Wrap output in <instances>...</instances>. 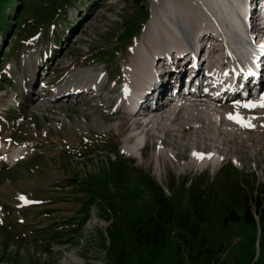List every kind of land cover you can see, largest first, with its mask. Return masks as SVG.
<instances>
[{"label": "rangeland", "instance_id": "obj_1", "mask_svg": "<svg viewBox=\"0 0 264 264\" xmlns=\"http://www.w3.org/2000/svg\"><path fill=\"white\" fill-rule=\"evenodd\" d=\"M220 2L222 7L226 5L224 0ZM165 3L0 0V25L8 16L19 24L12 25L4 43L0 30L4 58L0 61V154L6 157L19 148L20 157H24L15 162L12 159L17 156L11 158L10 153L9 165L0 161V264H112L122 248L126 253L123 264H137L136 257L127 252L131 226L154 215L155 200L160 195L175 205L177 216L172 226L175 234L168 237L153 264H189L188 244L178 254L176 240L184 225L191 222L180 221L193 208L184 188L187 182L191 184L189 189L198 186L202 196L210 195L205 203L211 217L201 225V236H197L206 238L210 254L221 264H264V246L260 243L263 224L254 213L255 201L264 204V146L242 143L239 135L224 137L217 146L220 156L215 157L229 162L223 169L216 166L202 172L198 168L201 159L193 154L216 151H212L216 142L189 126L185 133L177 129L164 137L183 153L179 160L168 146L162 148L169 161L162 158L159 141L149 138L143 150L134 157L128 155L131 148L126 142L132 123L115 117V107H110L113 92L119 90L115 81L124 83V68L129 67L130 60L137 59V65L144 62L138 47L151 52L157 49L150 46L157 44L158 37L165 39L163 26L170 17L162 8ZM174 4L184 16L185 28L193 27L194 22L197 26L208 23L197 1L175 0ZM186 6L190 10L198 8L193 11V22L188 21ZM146 10L150 19L144 18ZM176 18L177 23L181 21L179 15ZM20 26V38L14 39ZM172 27L175 29V25ZM85 71L97 72L103 81L109 75L101 96L100 91L85 97L84 91L71 93L70 98L64 93L60 98L55 95L71 85V78L72 85L80 90L84 78L79 76L76 85L74 78L77 72ZM32 73L39 82L35 92L40 88L45 92L41 102L31 88L18 85ZM44 81L47 86L41 84ZM30 97L34 99L31 104L25 101ZM164 131L158 134L162 138ZM183 145L191 147L187 156ZM245 197L251 200L250 214L256 224L248 223L243 211L236 208L241 219L224 225L227 201Z\"/></svg>", "mask_w": 264, "mask_h": 264}, {"label": "bare ground", "instance_id": "obj_2", "mask_svg": "<svg viewBox=\"0 0 264 264\" xmlns=\"http://www.w3.org/2000/svg\"><path fill=\"white\" fill-rule=\"evenodd\" d=\"M170 1L171 0H166V3L162 7V8H166V12L170 15L169 18L165 19V22H167L169 25L168 26L167 23H164L163 29L165 30V32H170L169 35L173 39H176L175 35L180 34L183 31V33L188 38H192V39L194 38L197 42H200V43L202 41L203 36H205V39H206L210 35H212V38L214 40L211 39L210 41L217 40L219 42H217V44L214 42H210V41L208 42L207 47L209 48V50L208 51L206 50L208 54H206L207 58L205 59V67L203 70L207 69L208 75L210 73H213L215 64L217 62H220L222 65L221 72L223 71L225 72L229 65L232 66L234 70H236L237 64L233 62H236L238 58H235V57L231 58L232 54L226 50V44L228 48L236 50L238 49V46L240 45V43H243L245 41V33L246 35L250 34L251 31L248 28L243 27V23H242L241 18L239 17V14H242V16L245 18L244 21L246 22V19H248V17L250 16L248 7L249 5L252 7V4H254L255 1L257 0H251L249 4L247 0H224L226 2V5L224 7H220L215 0L211 1L212 2L211 4H209L210 0L209 1L208 0H195L197 1L199 8L204 11L203 13L206 15V17L202 15V13L200 12L201 11L200 9H199V13L204 17L205 20H208V23L206 25L197 26L196 22H194V24L188 22V24L191 26L193 24V27L189 26L186 28L184 26L183 17L180 14L179 10L176 9L177 6L174 4L175 0H173L172 3ZM171 4L172 5L174 4L175 6L174 5L171 6V9L174 8V10L170 11ZM187 6H189L188 3H187ZM187 6L184 8V9H187L186 16L189 18L188 21L191 20V22H193L194 21L193 19L196 18V16H194V14L196 13H193V11L196 10L197 12L198 8L197 9L195 8L194 10H190L189 7ZM261 8L262 7H260V9ZM260 9L257 10L256 7L253 8L251 26L255 32L262 33V35H264V26H260V24L257 23V20L259 21L264 20V18L261 17L262 12ZM176 11L181 16V27L178 26L177 21H176L177 19ZM172 25H175V29H172L173 28ZM153 30L155 32V29ZM203 31H205V35L201 37V34ZM257 36H260V34L259 35L257 34ZM158 38L161 39L160 37ZM155 41H156V38H155ZM252 42H253V39H251L250 42L246 46L239 48L237 52L240 57H243L245 59V64L242 66V70L243 71L246 69L250 70V75L248 76L249 78H255L258 72V69H264V63L259 58L260 56L259 54L263 52L262 51L256 52L252 47ZM259 44L262 45V43L258 41L257 45ZM158 45L162 47V44L158 43ZM158 45L152 44V46H150V49L151 47L153 48V46L157 47V49L151 52L147 51L145 54H143L142 50H140L139 47L137 48L139 53L142 55V57L145 58L144 62L143 63L141 62L137 65L138 63L137 59L136 60L129 59L130 60L128 62L129 67L124 68V71L126 73L125 79H124V74H122L124 83L120 82L119 90L116 91L118 102L113 112L116 115L115 117L119 119L120 117H122L121 119L127 120L129 124L132 123L130 125V128L128 129L129 135L131 137L132 136L135 137L139 135L141 132V138H149L151 140L156 139L159 141V144L161 146V148L159 147V149L161 150L160 156L162 158L169 161L167 153L163 149L164 147L168 146L170 147L171 151L172 150L175 151L174 158L179 160L183 158L184 156L183 153H180V150L177 147H173L171 144H168L164 137L168 136L169 131L181 129L182 133H185L187 130H189V126H194L197 129L202 130L205 134L207 133L208 135H210L211 139H208V140H211L213 143L216 142V146H213V149H212V151L213 150H216V151L204 153L205 155H203V158H200L201 161H200V164L198 165V168L199 170L203 169L202 172L207 171L211 164L216 163V161L213 160V158L215 156H220L217 154L221 152L218 147H219V143L221 144L223 143L224 137L232 136V135H239L244 138V139L242 138V143L246 142L250 144H258L259 146H264V108L255 107V108L249 109V108L240 107L237 105V102H239V104L242 105L248 102L249 100L250 101L253 100V102H258L261 100V97H258L257 94L255 95L256 98L250 99L251 92H249L243 98L238 97V99H235V98L219 99L215 101L216 103L215 108H211L207 106V104L205 103V100L202 99L204 97L203 95L201 94L196 95L194 93H189V94L187 93L188 94L187 95L185 93V89H186L185 84L184 86L183 85L181 86V84H178V88H180L179 95H174L173 93L174 91L172 89L175 87L173 85L174 80L171 79L165 82V85L161 90L159 89L152 90V91H160L159 92L160 96L163 99H165L164 101H160L156 106L152 108H145V109H142L141 111L136 110V111L126 112L124 110V101H127V100L131 101L132 98L134 97V93L136 92V90H141L144 83L147 80H149L151 77L148 59H149V56H154L156 58L159 57L161 50ZM157 50L158 52L154 53ZM214 54L216 55L215 58H214L215 56ZM191 61L192 62L189 66L190 68L186 70V75L188 73L191 74V72L194 71V67L197 65L196 51L193 52V55L191 56ZM137 66L139 68L142 67L144 69L138 70ZM225 66L226 68H223ZM155 67L156 69H155L154 77L157 83L159 81L164 80V74L161 71L162 69L161 65L156 64ZM182 71H185V69L182 68ZM208 75L206 76V78L212 79ZM28 77L25 76V79L21 77L22 78L21 83L20 84L17 83V84L20 86H26V88H31L32 93L34 94L35 97H37V101L39 100V102H41L42 96L43 94H45V92L43 91V88H40L38 90L39 92L36 93L35 89L38 86V82L35 79V77L33 78V73H32V76H28ZM75 77L76 79L74 78L75 80L74 84L76 85V84H79L78 82V80H80L79 74L75 75ZM90 79H88V81L87 80L83 81L82 84L80 83L81 89L79 90L77 89V87L72 85L73 80L71 78V85L67 84V86L61 88V90L59 91L57 90L55 95L59 96L60 98V95L64 93L65 95H67V97L70 98L72 96H70L69 94L71 93L77 94L79 92L82 93L84 91L83 92L85 93L84 97L86 95L91 96L92 92L94 90H97L100 83L102 82L103 84L104 81L100 79L97 80V78H95L94 80L96 82L91 83ZM41 84H43V86H46L47 82L44 81ZM208 85L209 86L214 85V81L210 80L208 82ZM31 89L28 90L29 93L31 92ZM70 89L72 90L69 92ZM104 89L105 87L102 88L103 92H104ZM129 89H132L133 91L130 95L128 93ZM260 90L264 91V83L257 87V91H260ZM31 97L28 98L27 100L25 99V101L30 102L29 104H31V101L34 100ZM59 98H57L56 100H58ZM53 101H55V97L53 98ZM37 106L39 107L41 105L37 104ZM229 114H232L234 116L239 114V116L244 119V122L245 123L250 122L252 127L241 126V124L235 122L232 119L227 121L225 119V116ZM216 117H218V122H216ZM129 124H128V127H129ZM142 127H144L143 130H142ZM162 129L165 130L163 138L158 135L160 133V130ZM131 137L128 138L126 145H129L130 143L129 139ZM185 147L186 145H183L181 148L184 149V151H186L185 155L187 156L188 153H190L191 151V147L190 148L189 147L185 148ZM18 149L19 148H15V150L13 151V154L11 153V158H15L17 156ZM196 153L201 154L202 152H196ZM129 154L132 155L130 151L128 152V155ZM9 155L4 157V159L7 161L8 164H9ZM22 158L20 157V159ZM194 173L196 172L194 171ZM180 175L182 174L180 173Z\"/></svg>", "mask_w": 264, "mask_h": 264}, {"label": "trees", "instance_id": "obj_3", "mask_svg": "<svg viewBox=\"0 0 264 264\" xmlns=\"http://www.w3.org/2000/svg\"><path fill=\"white\" fill-rule=\"evenodd\" d=\"M148 16V10H146L144 18L147 19ZM15 23L19 25L16 21L12 22L11 17L8 16L7 21H5L3 25H0L2 43H4L7 39L9 31L11 30L12 25ZM22 28L23 27L20 26L15 29L17 32L13 34L14 39L19 37V32ZM1 49L2 44H0V51ZM3 60L4 58H0V61ZM151 183L154 185L153 181ZM185 185L186 187H184V184H182L185 190L189 192V201H191L190 203L193 208L190 213L188 212L186 214L188 215L187 218L180 220L181 222L185 223L186 220L190 221L191 219V222L184 225V228H182V234L178 233L176 235L177 243L178 241L180 242L177 245V253H181L182 246L188 244L189 249L187 251L186 258L189 264H221L217 257H213V255L210 254L211 252L206 246V238L204 236H202V238L197 237L201 236V225L205 224L211 217L209 214V205L208 203H205L208 202L205 201V198L210 195L202 196V192L198 190V186H196V188L193 187L192 189H189L191 184L187 182ZM155 187L161 191L158 186ZM253 192L255 193V191ZM250 202L251 200L246 197L244 200L230 198L224 207V225H227L228 222H238L241 219V217L236 213V208H240L243 211L242 216H244L248 223L256 224L250 214V211L253 210ZM257 203V201L254 202V213L259 216V223L263 224V226H260V243H262L264 246V204L259 205ZM155 206H157V209L155 210L154 215L150 216L148 219L144 218V221L139 220L141 222L135 221V223L131 226V246L127 252L128 254L134 255L136 257L137 264H153V261L156 259L158 254L162 252L168 237L174 233L172 226L174 225L177 216L175 213V205L170 203L168 200H165V198L160 195L155 200ZM136 222H138V224H136ZM186 236L189 238H186ZM195 244H197V246H195ZM125 257L126 253L124 248H122L120 255L112 259V264H123Z\"/></svg>", "mask_w": 264, "mask_h": 264}, {"label": "snow or ice", "instance_id": "obj_4", "mask_svg": "<svg viewBox=\"0 0 264 264\" xmlns=\"http://www.w3.org/2000/svg\"><path fill=\"white\" fill-rule=\"evenodd\" d=\"M237 105L240 106V107H245V108H255V107H262L264 108V96L261 97V100L258 101V102H253V101H248L244 104H239V102H237ZM229 119H232L234 120L235 122L241 124V126H246V127H252L251 123L248 122V123H245L244 122V119L242 117L239 116V114L237 115H232V114H229ZM194 155H198V158H203V154H195Z\"/></svg>", "mask_w": 264, "mask_h": 264}]
</instances>
